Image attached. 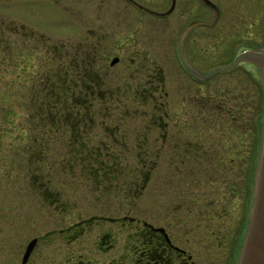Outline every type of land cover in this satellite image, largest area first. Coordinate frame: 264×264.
<instances>
[{"label": "flooded vegetation", "instance_id": "obj_1", "mask_svg": "<svg viewBox=\"0 0 264 264\" xmlns=\"http://www.w3.org/2000/svg\"><path fill=\"white\" fill-rule=\"evenodd\" d=\"M130 1L162 15L179 6L181 27L173 51L160 59L149 47L137 44L131 46L134 52L114 55L109 64L119 65L120 76L114 85L108 82L109 71H103L104 41L114 32L89 28L60 43L45 35L58 45H86L88 52L62 56L81 57L83 68L81 77L65 84L71 94L67 115L38 116L35 144L39 142L41 149L34 144V155L37 160L42 156L36 172L44 177L39 192L54 206L68 209L80 203L72 195L81 188V202L107 206V212L79 216L58 230L67 241L96 232L87 250L66 253L59 264H236L260 154L264 84L254 62L233 63L240 50L264 44L260 39L264 0L247 1L240 16L249 18L250 11L253 19L238 35L222 31L213 38V31L195 28L218 24L221 31V21L236 12L223 13L215 0L211 1L219 6L218 15L205 0H168L165 8L156 10ZM203 4L212 9L208 20L191 18ZM216 16L214 23H208ZM197 20L206 22L191 28L181 53L182 35ZM201 32L210 34L200 36ZM226 35L238 42L239 50L229 62L199 52ZM113 37L129 46L122 37ZM69 60L63 58L59 65L69 67ZM91 70L95 79L88 78ZM42 84L39 81V90ZM95 124L99 134L92 131ZM55 129L68 134L61 166L67 185L56 191L49 188L48 176L56 166L44 164ZM96 137L97 143H91ZM63 195L66 201L61 200ZM55 231L34 236L37 243L26 264L40 240Z\"/></svg>", "mask_w": 264, "mask_h": 264}, {"label": "rangeland", "instance_id": "obj_2", "mask_svg": "<svg viewBox=\"0 0 264 264\" xmlns=\"http://www.w3.org/2000/svg\"><path fill=\"white\" fill-rule=\"evenodd\" d=\"M134 1L153 7V10L165 8L168 5V0H163V3L159 0ZM215 1L223 13L226 14L231 9L236 12L221 21V31H219L218 24L198 25L195 28L196 31H213L212 38L222 31L236 34L246 25L247 20L253 19L250 17L252 15L250 11L247 12L249 18L240 16L241 12L248 8V0ZM201 6V12L192 15L191 18L198 17L208 20L212 15V9L204 4ZM261 18L260 39H264L262 23L264 16ZM1 21L24 23L44 33L50 40H58V43L66 40L67 37L80 36L89 28L114 32L129 46L119 44L112 33L107 37L111 39L104 41L107 49L106 52L104 51L106 63L103 71L107 73L109 71L110 85L120 80L119 65L110 66L109 64L114 55L134 52L131 46L137 44L149 47L150 53L160 59L165 53L173 51L179 34L178 30L181 27L179 26V6L171 13L162 15L142 9L130 0H0ZM254 30L255 28L251 29L253 32ZM209 34L201 32L199 35ZM12 38L17 40V46H22L18 55L22 61V67L17 70L10 65L6 72L0 59V94L4 93L0 98V133H7L4 134V141L0 143V264H21L28 242L34 236H44L49 231L55 230L53 235L40 240L30 264H59L64 254L87 250L96 232L74 241H67L58 230L74 222L79 216L96 214L101 211L107 212V206L103 202H92V200L90 202L83 200L84 203H82L83 189L81 188L78 194L73 192L72 195V200L77 199L80 203L69 205L68 209L64 205L63 207L54 206L40 194L39 189H42L40 185L44 177L36 172L38 160L34 155L37 152L36 149L39 148V142L35 144L36 149L33 147L31 151L28 149L33 142L26 139L28 129H31L30 124L41 120L37 117L38 115L30 116L31 110L42 106L41 102L30 103L33 87L34 91L39 89V83L35 82V75L40 65L39 61H42L38 57L41 54L40 44L28 36L13 34ZM237 43L231 39L230 35H226L221 38L220 42L203 45L199 52L213 59L223 57L224 60L221 62H229L239 52ZM263 45L260 44V46ZM14 54L17 55L16 52ZM23 56L27 60V65ZM31 59L33 60L30 61ZM2 60H5V57ZM62 60L58 59L57 63ZM261 82L264 84L263 80ZM63 130H56L57 132L52 135L51 139L55 141H51V148L44 159L46 166H56L53 173L48 174L52 177L49 188L55 191L64 190L67 185V175L61 168L64 164L62 158L66 153L68 143V134ZM92 131L98 133L97 124L94 125ZM97 141L98 137L90 140L91 143H97ZM61 200L66 201L64 195L61 196ZM109 204L113 205L110 202ZM113 207L116 209L115 205Z\"/></svg>", "mask_w": 264, "mask_h": 264}, {"label": "trees", "instance_id": "obj_3", "mask_svg": "<svg viewBox=\"0 0 264 264\" xmlns=\"http://www.w3.org/2000/svg\"><path fill=\"white\" fill-rule=\"evenodd\" d=\"M21 35L23 37L28 36L31 39H35L40 44V56L39 59V67L37 73L35 75V82L41 81L43 84L41 86V90L34 91V87L31 92V104H36L37 102H41L43 105L37 109L31 110V115L34 114L40 117H44L47 119H52L53 117H65L67 114V106L68 100L70 97V92L65 91V84L70 81L72 77H81L82 67L79 65L81 57H62L64 55H74L80 56L84 52H88L85 48L86 45H58L55 43L48 42L45 34L38 32L37 30L25 26L23 24H16L14 21L0 22V59L2 61V66L5 67V71L8 72L10 65H13L15 68L20 69L22 61L20 60V49L22 46H17V40L12 38V35ZM16 52L17 55L14 54ZM2 54V55H1ZM15 56L17 58H15ZM5 57V60L2 58ZM14 58L16 61H14ZM24 62L27 65V60L25 56H23ZM63 58L70 59L69 67H61L59 63H57L58 59L62 60ZM77 58L79 60H77ZM31 59L30 61H32ZM29 61V62H30ZM24 68V66H23ZM88 71V69H87ZM81 73V74H80ZM4 77V76H2ZM51 77V78H48ZM70 77V78H67ZM97 77L96 72L91 70L89 72L88 78L95 79ZM51 79V80H48ZM48 80V81H47ZM46 83V84H45ZM34 84V83H33ZM45 84V86H44ZM44 88V89H43ZM74 94V93H73ZM4 95L0 94V98ZM36 111V113L34 112ZM33 116V117H34ZM37 116V117H38ZM31 129H28V137L27 140H32L29 149L31 150L34 147V144L37 140L38 124L31 123ZM6 132L0 133V143L4 141V134ZM7 134V133H6ZM38 149H41L39 147ZM42 159V156H38V160ZM40 164V161H37Z\"/></svg>", "mask_w": 264, "mask_h": 264}, {"label": "water", "instance_id": "obj_4", "mask_svg": "<svg viewBox=\"0 0 264 264\" xmlns=\"http://www.w3.org/2000/svg\"><path fill=\"white\" fill-rule=\"evenodd\" d=\"M205 1L216 9L218 15L220 10L219 6L211 0ZM216 18L217 16L208 23H214ZM203 22L206 21H194L186 28L180 42L181 53H183V42L188 32L194 25ZM244 60L252 61L258 66L260 77L264 81V45L260 46L259 48H244L240 50L238 56L234 60L233 65ZM37 239L38 237H34L28 242L23 255L22 264H26L28 261L37 243ZM236 264H264V118L260 141V154L252 185L249 216L238 252Z\"/></svg>", "mask_w": 264, "mask_h": 264}]
</instances>
